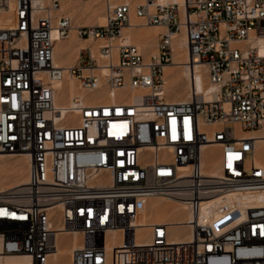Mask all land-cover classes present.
Returning a JSON list of instances; mask_svg holds the SVG:
<instances>
[{
    "label": "built area",
    "instance_id": "2783aa9c",
    "mask_svg": "<svg viewBox=\"0 0 264 264\" xmlns=\"http://www.w3.org/2000/svg\"><path fill=\"white\" fill-rule=\"evenodd\" d=\"M61 1L0 0L15 19L0 27V153L30 158L27 182L0 189V264H49L61 231L82 237L71 264H264V204L252 199L264 192V54L252 45L264 37V0H103L106 24L77 35L104 43L70 68L54 63L73 28ZM135 17L165 28L149 60L116 42ZM180 35L213 98L193 78L189 100L169 101L164 68ZM66 76L86 94L62 108ZM102 89L112 100L95 102ZM154 198L186 205L191 240L169 241L161 223L138 243L143 202ZM114 231L121 245L111 246Z\"/></svg>",
    "mask_w": 264,
    "mask_h": 264
},
{
    "label": "bare ground",
    "instance_id": "6f19581e",
    "mask_svg": "<svg viewBox=\"0 0 264 264\" xmlns=\"http://www.w3.org/2000/svg\"><path fill=\"white\" fill-rule=\"evenodd\" d=\"M104 2L103 0H62L59 13L75 18V23H73V28L68 36V42L60 43L59 41L55 45L54 50V63L59 67L70 68L73 65L71 62L73 56L71 54L78 53L80 50L84 49L90 44H93L94 52H97L98 45L103 44L102 40H86L82 39L77 35V27L81 25H100L106 24V5L99 6V2ZM134 1L133 7H135L137 2L145 3L146 0H127ZM179 2L183 3L184 0H158L159 3L167 2ZM105 3V2H104ZM85 16H88L86 18ZM86 18V21L82 23V19ZM140 18H133L131 25L125 27L121 36L116 39V42L123 39L126 43H131L137 45L143 52H145L146 59H150L152 56L157 55V43L159 35L165 31V28L158 25H145L144 22L141 24ZM143 21V20H142ZM15 24V19L13 12H3L0 14V27L6 28L11 27ZM252 45L257 47L261 54H264V37H257L252 41ZM244 45V43H241ZM152 48L151 52H146L148 49ZM69 51L72 53L69 54ZM78 60V59H77ZM189 60L188 51L186 48V39L183 35L176 36L173 44V63L165 66L164 68V79L166 82L167 92L175 94L177 97L169 101L171 102H182L187 101L192 96L190 89V81L195 78L196 80V93L204 94L206 99L213 98L214 88L208 83L207 78V68L203 64H196L193 67L187 65ZM77 62V61H76ZM72 63V64H71ZM181 81L186 83L188 90L184 94V97H178V95L183 92V90H178L174 86L178 83L181 85ZM183 86V85H182ZM174 87V88H173ZM58 90V96L55 99L57 106L62 108H67L71 104L74 97L77 95H85L86 93L79 87L78 81L75 78L66 76L65 80L56 85ZM116 95V93H115ZM91 96L96 98L95 102H103L104 100H112L111 95L104 89L99 91H94ZM263 143V142H262ZM216 147H212L211 150L214 151ZM6 156H20L16 160H5ZM24 164L25 168L22 169L21 165ZM30 158L27 154H12V153H0V189L1 188H12L19 185H24L28 179ZM217 160L214 165H217ZM24 171V172H23ZM208 174L213 175L216 173L215 167L207 171ZM8 182V183H7ZM161 199V198H160ZM252 199L259 204H264V192L252 195ZM173 204L170 205H158L159 203H147L143 202V210L140 215L138 225L141 226L137 229V239L138 243L147 242L149 234L148 230L151 225L168 223L172 231L169 236V241L174 243L184 242L192 239V231L190 226L186 223L192 219L189 211L183 216L180 210L187 211L186 205L179 201L172 200ZM171 203V202H170ZM180 206V208H179ZM178 207V208H177ZM184 211V212H185ZM155 215L156 220L152 222L147 221L148 215ZM167 220V221H166ZM147 230V233H146ZM151 231V229H150ZM145 233V236H143ZM67 235H71L72 242L71 245L67 243ZM111 246H118L122 244V239L119 237V232L114 231L110 236ZM82 237L78 231H61L57 234L56 238V249L51 253L49 264H62L65 254H69L70 260L73 251L79 249L82 246ZM31 257L28 255H11L5 257V264H30ZM71 264V261H70Z\"/></svg>",
    "mask_w": 264,
    "mask_h": 264
},
{
    "label": "rangeland",
    "instance_id": "374dc122",
    "mask_svg": "<svg viewBox=\"0 0 264 264\" xmlns=\"http://www.w3.org/2000/svg\"><path fill=\"white\" fill-rule=\"evenodd\" d=\"M98 5L99 6H105V3L104 2H99L98 3ZM64 14H66V13H64ZM86 18H88V16H85ZM86 18H83L81 21H82V23L83 22H85L86 21ZM72 20H73V23H75V18H72ZM84 24V23H83ZM141 24H143V21L141 20ZM68 40L69 39H65V40H59V42L60 43H66V42H68ZM151 50H152V48H150L149 47V49H148V51H146L147 53L148 52H151ZM70 53H72L71 51H69V54ZM71 55H73V56H70V58L72 57V59H71V62H73V65L76 63V61H77V59H78V57H79V53H78V57L76 56L77 55V53H74V54H71ZM72 64V63H71ZM181 83H183L182 85L180 84V83H178L177 84V86L175 85L174 87L176 88V89H178V90H183V92H181V94L180 95H178V97L180 96V97H184V94L186 93V91L188 90V87H187V85H186V83H184V81L182 82L181 81ZM173 87V88H174ZM167 96H168V99L169 100H171V99H173V98H176L177 96L175 95V94H173L172 92H171V94L169 93V92H167ZM179 97V98H180ZM7 154H9V153H7ZM20 158V156H6V157H4V159L5 160H16V159H19ZM21 167H22V169L24 170V168H25V165L24 164H22L21 165ZM24 172V171H23ZM8 183V182H7ZM145 202H147V203H159L158 205H160V206H162V205H171L172 206V204H173V201L172 200H170V199H164V198H154V199H150V200H145ZM171 202V203H170ZM178 208V207H177ZM179 208H180V206H179ZM185 211V210H184ZM183 210H180V212H181V214L183 215V216H185L186 215V213L188 212V210L187 211H185L184 212ZM147 221L148 222H152L153 220H156V218H155V215L153 214V215H148L147 217ZM167 221V220H166ZM148 232H150V229L148 230ZM146 233H147V230H146ZM149 234V236H150V233H147V235ZM71 242H72V238H71V235H67V243H68V245H71ZM70 257H69V254L67 253V254H65V256H64V258H63V262H62V264H70Z\"/></svg>",
    "mask_w": 264,
    "mask_h": 264
}]
</instances>
